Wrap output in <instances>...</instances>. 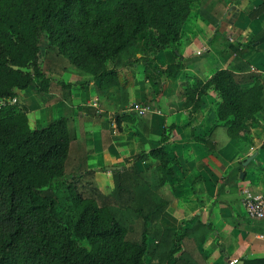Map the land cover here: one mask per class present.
Returning a JSON list of instances; mask_svg holds the SVG:
<instances>
[{
    "label": "trees",
    "instance_id": "trees-1",
    "mask_svg": "<svg viewBox=\"0 0 264 264\" xmlns=\"http://www.w3.org/2000/svg\"><path fill=\"white\" fill-rule=\"evenodd\" d=\"M261 1L250 18L264 14ZM189 9V0H0V264H205L197 247L207 240L209 224L198 216L178 230L160 223L174 201L168 179L178 164L164 149L166 129L155 147L145 150L139 144L133 156L114 165L117 169H88L80 120L79 135L68 113L31 128L29 108L19 98L20 91L33 88L41 106L48 107L72 87L87 93L92 88L97 110L110 114V127L100 132L106 149L113 132L120 133L130 118L128 90L137 73L141 70L145 80H162L178 78L185 69L189 59L176 40ZM224 14L216 0H201L200 15L214 27L210 41H223L227 68L185 91L216 99L218 118L235 137L244 120L264 125V83L243 61L264 42V28L244 44L231 41L233 35L221 24ZM164 49L175 61L157 66ZM111 88L119 92L116 104L106 95ZM157 95L148 88L140 105L145 112L133 113L144 136L151 114H164ZM218 127L200 140L212 161L225 169L212 143ZM147 160L156 165L137 171L136 163ZM131 219L137 222V235ZM227 222L264 233L263 219ZM243 264H264V258L244 259Z\"/></svg>",
    "mask_w": 264,
    "mask_h": 264
},
{
    "label": "crops",
    "instance_id": "crops-1",
    "mask_svg": "<svg viewBox=\"0 0 264 264\" xmlns=\"http://www.w3.org/2000/svg\"><path fill=\"white\" fill-rule=\"evenodd\" d=\"M225 10L222 18L224 32L229 31L236 40L246 43L264 28V14L250 18L249 13L257 9L261 0H216ZM201 0H189V15L181 35L176 40L181 55L188 58L185 69L178 78L145 80L141 70L137 73L134 86L128 90L127 113L145 101L148 88L156 91L164 114L154 112L150 117L149 135L144 136L137 128L134 117L122 123L120 133L113 132L111 144L103 149L100 132L110 127V114L97 110V98L92 88L88 97L79 87L64 93L55 105L42 107L36 93L28 89L19 92V98L29 108V119L36 126L49 124L68 113L79 135V120L84 129L87 164L89 167L114 166L123 163V157L136 153L141 144L145 150L155 147L166 129L168 139L164 145L170 160L174 157V175L168 179L174 201L163 213L160 223L164 229L178 230L182 223L198 216L203 224L211 226L206 241L197 247L205 264H243V260L264 258V233L236 228L227 219H246L243 205L245 192L252 196H264V125L261 121H243V131L230 137L223 128L224 122L217 115L218 101L209 94L188 95L185 88L195 90L205 83L216 71L227 68L229 60L223 59L224 43L221 39L210 41L214 27L200 15ZM220 25V24H219ZM199 53V54H198ZM170 49L162 50L157 56V66L174 63ZM243 61L261 74L264 83V42L250 49ZM247 84L244 87H249ZM108 101L116 104L119 92L111 88L106 92ZM212 133L216 153L226 163L221 169L209 156L200 139ZM252 156L245 166L243 163ZM238 164L242 171L238 172ZM156 163L147 160L137 162V171H145ZM226 179H223L225 178ZM243 225V222H240Z\"/></svg>",
    "mask_w": 264,
    "mask_h": 264
},
{
    "label": "built area",
    "instance_id": "built-area-1",
    "mask_svg": "<svg viewBox=\"0 0 264 264\" xmlns=\"http://www.w3.org/2000/svg\"><path fill=\"white\" fill-rule=\"evenodd\" d=\"M2 105H4V102H0V107ZM145 110L146 109L141 106L135 108V112H138L139 114L144 113ZM243 205L245 208L247 218L264 220V196L262 195L252 196L248 192H245L243 197ZM233 263H235V261L231 262V264Z\"/></svg>",
    "mask_w": 264,
    "mask_h": 264
},
{
    "label": "rangeland",
    "instance_id": "rangeland-1",
    "mask_svg": "<svg viewBox=\"0 0 264 264\" xmlns=\"http://www.w3.org/2000/svg\"><path fill=\"white\" fill-rule=\"evenodd\" d=\"M40 45H41V49H42V53H43V52H44V48H45V46L47 45V41H46L45 38H43V39L41 40ZM136 76H137V75H136ZM75 87H79L80 91L83 92V93L85 94V96L88 95V93L90 94L89 90H88V93H87V91L84 90L83 88H81L79 85H78V86H75ZM72 88H74V87H72ZM72 88H71V91H72ZM28 90H29V91H32L33 93H35V91H34L33 88H28ZM71 91H70V92H71ZM133 113H134V112H133ZM133 113H127V114L129 115V117H130L129 119H131V120H132V118H133ZM136 119H137V118L134 117V120H136ZM29 126H30L31 128L37 127V126H36V123L33 121L32 118L29 119ZM40 127H41V126H40ZM75 131H76V130H75ZM101 145H102V144H101ZM121 164H122V163H121ZM86 166H87L88 169H93V170L101 169V168H104V169L106 170V168L108 167V166H101V167H94V168H91V167H89V165L87 164V162H86ZM125 214H126V213H125ZM136 223H137V222H134V223H133V220L131 219L130 224L132 225V228L134 227V229H135V235H137V226H136ZM149 242H151V240H149ZM181 255H182V256H186V255H187V250H186V249L183 250V252L181 253Z\"/></svg>",
    "mask_w": 264,
    "mask_h": 264
},
{
    "label": "water",
    "instance_id": "water-1",
    "mask_svg": "<svg viewBox=\"0 0 264 264\" xmlns=\"http://www.w3.org/2000/svg\"><path fill=\"white\" fill-rule=\"evenodd\" d=\"M252 158H253L252 156H250L249 158H247L246 161L243 163V165L245 166L250 160H252ZM115 169H117V167H114V166H108L106 168L107 171H109V170H115Z\"/></svg>",
    "mask_w": 264,
    "mask_h": 264
}]
</instances>
